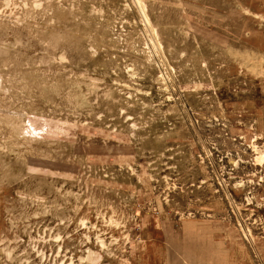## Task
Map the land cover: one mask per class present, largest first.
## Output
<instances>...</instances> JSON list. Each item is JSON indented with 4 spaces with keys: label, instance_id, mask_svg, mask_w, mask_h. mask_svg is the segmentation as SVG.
Returning a JSON list of instances; mask_svg holds the SVG:
<instances>
[{
    "label": "rangeland",
    "instance_id": "obj_1",
    "mask_svg": "<svg viewBox=\"0 0 264 264\" xmlns=\"http://www.w3.org/2000/svg\"><path fill=\"white\" fill-rule=\"evenodd\" d=\"M0 264H264V0H0Z\"/></svg>",
    "mask_w": 264,
    "mask_h": 264
}]
</instances>
